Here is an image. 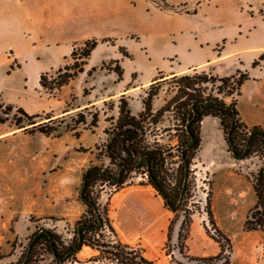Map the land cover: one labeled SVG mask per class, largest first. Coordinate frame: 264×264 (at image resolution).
Wrapping results in <instances>:
<instances>
[{
    "label": "rangeland",
    "instance_id": "374dc122",
    "mask_svg": "<svg viewBox=\"0 0 264 264\" xmlns=\"http://www.w3.org/2000/svg\"><path fill=\"white\" fill-rule=\"evenodd\" d=\"M207 1L26 0V5L35 12L34 21L42 33L44 42H51L55 36L67 33L74 34L76 48H81L87 40L99 41L100 51L106 53L108 57L105 61L98 62V67H93L94 72L88 75V69L84 75L87 84L83 87L82 93L88 95L93 89L92 86L96 87V90H102V85L111 84L113 79L109 77V74L116 68L112 58L117 54L121 58H127L120 51L127 52L130 55L129 59H132L133 52L143 78L146 77L148 65L145 54L148 38L154 37L150 40L151 51L153 49L158 51L162 47L157 38L158 35L167 33L169 28H177L182 23L186 24V21L194 20L192 12L200 3ZM243 9L251 14L247 6ZM11 41L16 42L14 39ZM73 62L74 60L70 58L69 65ZM11 64L13 69L18 67L15 62ZM2 69L3 67L0 66V71ZM9 71L8 68L7 72ZM36 71V66L28 64L22 67L20 73L0 79V87L4 91V93L0 92V264H19L23 260L30 238L41 228L55 232L65 244H68L74 236L78 223L96 221L92 210L80 199L83 175L86 170L96 167L113 176H116L118 172L117 167L112 165L105 155L104 145L109 137L106 131L111 132L118 118L121 97L117 100L116 110L115 103L108 101L98 107L77 110L66 117H55L57 122L52 124L46 118L54 116L53 111L49 109L40 111V108L47 107L49 99H61L65 86L60 92L55 93V97L42 88L34 89ZM203 73L205 72L190 71L183 75L192 77L196 82L194 90L203 97L217 96L227 104L236 102L237 106L239 97L235 93L231 96L224 95L230 86L223 93L218 94L217 87L220 83L215 85L210 82L202 83L199 77ZM23 74L28 75V87L21 84ZM113 74L114 78H117L116 74ZM159 81L160 90L152 100L150 113L144 111L143 105L149 86L144 92L136 91L132 99L124 97L131 113H136V117L143 113L142 120L148 145L159 147L164 151L162 172L165 176V184L173 188L177 186L176 183L183 174V163L179 152L182 141L187 140L185 123L182 121L180 112V101L174 102L168 111L162 114L157 112L173 98L181 83L171 77ZM79 88V84L76 83V90L81 92ZM35 90L42 93L40 96L44 98V101L38 97ZM76 105H78L77 97L71 93L58 108L55 106L56 111H60L75 108ZM7 106H12L13 109L8 111ZM18 108L29 115H40L36 121L46 122V129L54 126L56 133L46 136L31 129L26 131L19 129L14 125L15 118H22L17 111ZM139 108L140 111L137 112ZM93 114L98 115L95 125H92ZM80 115L84 116L86 123L77 125L76 121ZM217 121L219 132L229 152L225 134L218 119ZM201 147L202 138L189 165L188 191L181 206L176 212H172L164 203L170 211L166 240L168 231L171 229L169 251L173 259L182 264L187 262L178 251V240L172 243L174 227L178 221L182 222L184 216L190 219L191 224L196 221L200 235L211 241L210 246H206L200 239L196 240L195 235V240L191 242L193 248L197 251L201 249L211 251L213 250L211 245L218 246L206 233L207 230L210 235L216 236L215 228L207 214L206 205L209 203L216 228L231 240V264H264L263 232L258 227L257 229L245 228L248 215L257 202L254 186L257 184L258 177L263 174L264 149L258 147L257 152L242 159L240 164L237 162L238 159L229 152L235 160L234 163L238 164L232 167L236 174L231 177L232 181L242 186L241 194H233L229 192V189L223 188L225 180L222 175L213 176L200 162ZM124 177L125 180L121 186L114 185L112 181L98 179L89 189L90 197L95 202L97 212L103 220L105 241L118 240L116 234L109 229V227L112 228L109 214L113 211L114 204L111 199L116 192L131 185L149 184L145 167L127 172ZM256 211L261 216L264 211L263 206L257 205ZM251 222L250 227H254V219H251ZM189 236L190 228L185 241L187 246L185 253L188 255H190L187 245ZM131 244L140 247L147 257L155 261L166 260L173 264L170 256H166V241L162 248L151 247L140 239L134 240ZM218 252L219 247L211 256ZM97 255L96 251L83 247L77 257L81 264H97L92 261ZM36 264H52V261L49 256H45ZM103 264L109 263L104 260Z\"/></svg>",
    "mask_w": 264,
    "mask_h": 264
},
{
    "label": "crops",
    "instance_id": "0c3cea01",
    "mask_svg": "<svg viewBox=\"0 0 264 264\" xmlns=\"http://www.w3.org/2000/svg\"><path fill=\"white\" fill-rule=\"evenodd\" d=\"M244 6L250 9L251 14L243 9ZM34 14L35 12L26 5V0H0V66L3 67L0 79L20 73L23 66L31 64L37 67L33 83L35 89L41 88V74L56 71L69 64L77 44L72 33L55 36L53 41L44 42L42 33L34 21ZM192 17L194 20L186 21V24L182 23L177 28H169L167 33L158 35L157 38L162 44L158 51H151L150 40L154 37L148 38L145 54L148 65L146 77L143 78L133 52L132 59L121 58L117 54L112 59L122 68V80L114 78V72L111 70L109 77L113 80L110 85H102V90H96V87L92 86L91 93L83 95L82 89L87 84L84 75L88 69L98 67V62L105 61L108 57L100 51L101 44H98L91 52L84 71L63 88L62 98L49 99L47 107H50H42L40 111H53L54 116L51 119L66 117L77 110L98 107L108 101L115 103L116 110L118 98L125 96L132 99L136 91L144 92L156 78L166 79L190 71L228 77L239 69L249 77L241 86V95L237 101L239 117L248 128L260 127L264 131V60L252 67L253 62L264 53V0H208L197 6ZM11 39L16 42L13 43ZM12 62L18 65L16 69L12 68ZM21 77V84L28 87V75L23 74ZM76 83L79 84L81 92L76 90ZM38 91L35 90L38 97L44 101L40 96L42 93ZM0 92L4 93L1 87ZM71 93L77 97L78 105L68 110L56 111ZM132 115L135 116L136 113ZM201 138L200 162L213 176L222 175L225 180L224 189H229L233 194H241V184L233 182L231 178L236 175L232 167L238 164L234 163L235 160L227 151L217 119L205 117L201 121ZM237 162L240 164L242 161ZM111 200L114 204L109 217L117 241L133 246L131 243L140 239L151 247L162 248L166 241L170 211L150 184L124 187L116 192ZM232 205L235 206L234 203ZM180 225L181 222L178 221L174 227L172 243L178 240ZM195 235L196 240L200 239L204 245L210 246L211 243L200 235L198 223L194 221L187 241L190 255L208 257L216 253L218 246L214 244L211 245V251H197L193 248L191 242L195 240ZM155 262L170 264L166 260Z\"/></svg>",
    "mask_w": 264,
    "mask_h": 264
},
{
    "label": "trees",
    "instance_id": "16d2710c",
    "mask_svg": "<svg viewBox=\"0 0 264 264\" xmlns=\"http://www.w3.org/2000/svg\"><path fill=\"white\" fill-rule=\"evenodd\" d=\"M196 10L192 12L195 14ZM99 41L96 39L87 40L84 42L81 48H76L72 52L71 58L74 62L71 65H65L54 71L46 72L40 75L39 85L55 97V93L60 92L64 86H67L73 81L80 73L84 71V66L87 64L91 52L97 47ZM124 49V48H123ZM123 56L130 58L127 52L120 51ZM264 60V53L260 55L257 61H254L252 67L258 65L260 61ZM116 68L112 71L116 74L117 80H122L123 71L117 61H113ZM95 71L92 68L88 71V75ZM162 77L156 78L150 85L147 92V96L143 101L144 111L150 113L152 110V100L156 97L160 90V81ZM171 79L178 80L181 84L177 90V93L169 100V102L162 107L157 114H162L164 111H168L170 106L180 101V112L182 121L185 123V133L187 140L182 141V147L179 152L180 158L183 163V174L176 183L177 186L170 188L165 183V176L162 172L164 164V151L159 147H150L147 142L146 132L143 126V113L138 117L132 115L129 104L124 96H121L119 100V114L115 121L111 132H107L108 140L104 145L105 155L109 158L110 163L117 167L118 172L116 176H113L106 171H102L99 168H89L87 173L83 175V183L80 190V199L86 204V206L92 210L96 221L94 223L83 222L78 223L74 232V236L65 244L61 237L55 232L48 229L37 230L29 240L26 248L23 260L19 263L22 264L25 258H27L26 264H36L42 260L43 257L49 256L52 264H81L77 255L83 247H88L91 250L97 252V256L93 258V262L97 264H103V261H108L109 264H157L155 261L148 259L144 255V251L138 246H131L123 244L119 241H105L103 220L100 218L95 202L91 199L89 189L98 180L103 179L106 181H112L114 185L121 186L125 180L124 175L127 172L134 171L141 167L146 168L149 184L155 189L160 197L164 200L166 207L172 212H176L181 206L184 197L188 191V174L189 165L194 157V152L198 149L200 138V123L205 117L217 118L220 123V127L223 130L229 152L232 156L238 160L248 158L253 153L257 152V148L264 149V131L260 127H254L257 129L249 140V146L246 149L247 142L250 136V131L253 128H248L240 119L236 102L229 104L225 103L223 99L217 96L208 95L203 97L194 90L196 82L192 77L188 75L173 76ZM202 83H220L217 87V93L221 94L228 87L229 90L224 93L225 96H231L233 93L239 97L241 95V86L249 79L246 72H242L239 69L231 76L218 77L211 74L203 73L201 77ZM8 111L13 109L12 106H7ZM17 111L22 115V118H15L14 125L19 129L26 131H38L46 136H51L56 133V128L51 126L46 129V122L38 123L36 119L40 118V115H29L23 109L18 108ZM98 115H92V125L97 122ZM48 122L55 124L57 118L51 119V116L46 118ZM84 116L80 115L76 124H85ZM29 126V128H26ZM191 137L194 138V143L190 146ZM146 159L148 166L145 162H142L136 169L134 166L140 159ZM185 163L188 164V171H185ZM119 176L118 181H114V178ZM187 176L186 182L185 178ZM185 182V187H184ZM84 184V187H83ZM257 202L255 208L250 211L248 219L245 222V228L257 229V227L264 234V211L260 214L257 209V205L264 208V168L263 174L258 177L257 184L254 186ZM207 214L209 216L212 226L215 228L216 236L210 235L206 230L207 235L218 245L219 252L214 256L208 257H195L186 254L187 246L185 241L187 240L190 219L184 216L180 230L178 234V251L180 255L184 256L187 260L184 264H230L232 244L229 237H227L220 229L216 228L213 221L212 213L210 211L209 203L206 205ZM251 219H254V227ZM83 225L81 229V239L78 237L77 227ZM113 233L114 230L109 227ZM169 229L166 240V256H170V261L173 264H182L173 259L171 251H169L170 243ZM99 237V239L97 238ZM264 246V236H263Z\"/></svg>",
    "mask_w": 264,
    "mask_h": 264
},
{
    "label": "water",
    "instance_id": "95a60500",
    "mask_svg": "<svg viewBox=\"0 0 264 264\" xmlns=\"http://www.w3.org/2000/svg\"><path fill=\"white\" fill-rule=\"evenodd\" d=\"M255 131H257L256 128H253V129L250 131V136H249V139H248V142H247L246 149L248 148V146H249V140L251 139V137H252V135H253V133H254ZM193 143H194V138L191 137V142L188 144V146L192 145ZM142 162H145V164L148 166V161H147L146 159L142 158V159H140V160L137 162V164L134 166V169H136V168H137ZM185 171H186V173H187V171H188V164H187V163H185ZM85 173H87V171H86ZM186 179H187V176H186V178H185V182H186ZM113 180H114V181H118V180H119V176H118L117 178H114ZM185 182H184V187H185ZM83 187H84V184H83ZM82 228H83V225H79V226L77 227V232H78V237H79V239H81V229H82ZM26 261H27V258H25V260L23 261L22 264H26Z\"/></svg>",
    "mask_w": 264,
    "mask_h": 264
}]
</instances>
